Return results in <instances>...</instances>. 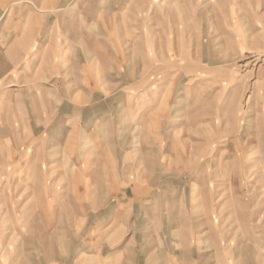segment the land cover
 <instances>
[{
	"label": "crops",
	"instance_id": "1",
	"mask_svg": "<svg viewBox=\"0 0 264 264\" xmlns=\"http://www.w3.org/2000/svg\"><path fill=\"white\" fill-rule=\"evenodd\" d=\"M225 1L0 0V264H264V0Z\"/></svg>",
	"mask_w": 264,
	"mask_h": 264
},
{
	"label": "rangeland",
	"instance_id": "2",
	"mask_svg": "<svg viewBox=\"0 0 264 264\" xmlns=\"http://www.w3.org/2000/svg\"><path fill=\"white\" fill-rule=\"evenodd\" d=\"M204 1H206V0H204ZM225 2H229V0L228 1H225ZM217 7H218V5H217ZM210 9L211 8H208L207 9V7H205V11H207V12ZM208 23L209 22H205V24H208ZM236 32L238 33L240 31L237 30ZM240 38H242V37H240ZM186 43H187V46H189L191 44L190 37H187ZM185 54H186V58L187 59H185V57H184ZM173 57H174V55H173ZM175 59H178V62L179 63H183V62L186 61L187 63H190L191 64L192 62H195L196 61L195 60V56H193V54L190 53V52L179 54V56H177V58H175ZM262 60H263V57H260L257 63H253V64L249 65V67H246V68L243 67V64L245 62H243L242 60L236 59L234 61L236 67L234 66V63L233 62H231V61H228L227 62L228 65H229V67L228 68H225V69H226L227 73L230 74L232 80H235V81H243V83H245L244 84L243 91L240 94L241 101H240L239 109L237 110V114L238 115H241L242 116V114L244 113V110H247V111L249 110V108H246V107H247V105L249 106V102L250 101H253V99L255 97L254 95H255V93H257L256 91L258 90V87L260 88V86L258 85V81H257V76H258L257 68H258V65L262 62ZM203 63L205 64V62H203ZM249 63L250 62H248L247 64H249ZM191 68H194V69H191ZM186 71H189V72H192L193 71V75H201L200 73H198V74L196 73L197 70L195 69V67H190ZM198 72H202V71H199L198 70ZM225 83H226V81H224V85H225ZM263 88L264 87L260 88V90H258V91L262 92L263 91ZM221 135H222V137L219 140L220 145L225 144L224 143V140H227V138H228L227 137L228 134H221ZM228 140H229V138H228ZM229 141H231V138H230ZM235 141H236V139H235ZM252 147H256V146L254 144H249V146H247V149H245V151L248 152ZM1 150H3V149L0 148V151ZM4 151H7L8 153H10V151H12V149L10 150V148H8V149H5ZM239 152L242 153L243 150L241 149V150H239ZM246 152H245V154H246ZM242 161H244V159H242ZM258 170H259V168L257 166H252V170L249 172V175L252 176V179L254 178L253 177L254 174H255L254 172H256ZM3 174H1V176H0V189L1 190H2V188H5L4 187V184H5V181H6V178H7ZM248 182H249V184L251 183V181H249V180H248ZM253 186H257L255 188H260L261 190H264L263 184L260 183L259 181L256 182L255 184H253ZM253 186L251 187V189H253ZM3 199L4 198L2 197V192H0V214H2V210L4 208V205L2 204ZM263 218H264V215H263ZM227 255L228 254L225 252L224 253V256H227ZM257 256H258V254H257ZM255 260H258V259H255ZM257 263L260 264L259 261H254V264H257ZM209 264H212V263H209ZM235 264H243V263L235 262Z\"/></svg>",
	"mask_w": 264,
	"mask_h": 264
},
{
	"label": "bare ground",
	"instance_id": "3",
	"mask_svg": "<svg viewBox=\"0 0 264 264\" xmlns=\"http://www.w3.org/2000/svg\"><path fill=\"white\" fill-rule=\"evenodd\" d=\"M250 61H251V60H250ZM250 61H249V62H250ZM247 63H248V62H247ZM247 63H246V64H247Z\"/></svg>",
	"mask_w": 264,
	"mask_h": 264
}]
</instances>
